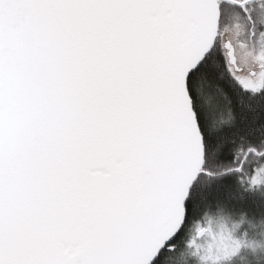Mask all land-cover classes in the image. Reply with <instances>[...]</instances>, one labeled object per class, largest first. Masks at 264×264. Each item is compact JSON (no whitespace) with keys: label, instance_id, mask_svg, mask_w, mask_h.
Masks as SVG:
<instances>
[{"label":"snow or ice","instance_id":"snow-or-ice-1","mask_svg":"<svg viewBox=\"0 0 264 264\" xmlns=\"http://www.w3.org/2000/svg\"><path fill=\"white\" fill-rule=\"evenodd\" d=\"M0 264H264V0H0Z\"/></svg>","mask_w":264,"mask_h":264}]
</instances>
